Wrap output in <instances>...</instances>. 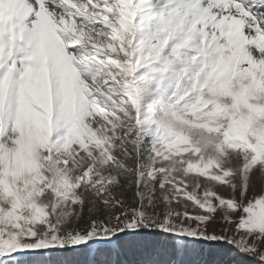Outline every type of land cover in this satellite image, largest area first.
I'll use <instances>...</instances> for the list:
<instances>
[{"label":"snow or ice","instance_id":"obj_1","mask_svg":"<svg viewBox=\"0 0 264 264\" xmlns=\"http://www.w3.org/2000/svg\"><path fill=\"white\" fill-rule=\"evenodd\" d=\"M0 264H264V0H0Z\"/></svg>","mask_w":264,"mask_h":264},{"label":"trees","instance_id":"obj_2","mask_svg":"<svg viewBox=\"0 0 264 264\" xmlns=\"http://www.w3.org/2000/svg\"><path fill=\"white\" fill-rule=\"evenodd\" d=\"M70 258H76V259H81V260H84L86 259V256L85 254H82V253H76V254H70ZM201 260H210V258L208 257H202V258H199Z\"/></svg>","mask_w":264,"mask_h":264}]
</instances>
